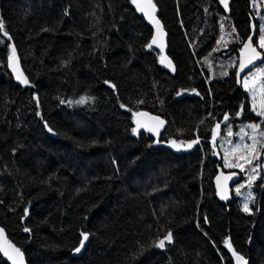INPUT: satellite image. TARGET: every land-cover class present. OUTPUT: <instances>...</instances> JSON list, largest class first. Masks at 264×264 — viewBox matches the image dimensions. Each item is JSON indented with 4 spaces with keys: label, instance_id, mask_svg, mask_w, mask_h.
<instances>
[{
    "label": "trees",
    "instance_id": "16d2710c",
    "mask_svg": "<svg viewBox=\"0 0 264 264\" xmlns=\"http://www.w3.org/2000/svg\"><path fill=\"white\" fill-rule=\"evenodd\" d=\"M152 3L174 74L132 0H0V229L28 264H234L229 241L264 264V119L238 65L264 0H233L229 16L217 0ZM13 47L24 88L8 71ZM144 111L168 124L159 143L132 131ZM229 135L255 150L234 170L242 194L222 204Z\"/></svg>",
    "mask_w": 264,
    "mask_h": 264
},
{
    "label": "water",
    "instance_id": "95a60500",
    "mask_svg": "<svg viewBox=\"0 0 264 264\" xmlns=\"http://www.w3.org/2000/svg\"><path fill=\"white\" fill-rule=\"evenodd\" d=\"M232 1L233 0H227V7H225V4L222 3L221 0H217L218 5L220 6L222 11L227 16L230 15ZM142 2H145V0H142ZM135 6H136V4H135ZM136 8H137V6H136ZM137 10H138V8H137ZM138 12H139L140 16L145 20L147 25L153 31L152 39L156 38L157 44H153L152 48L160 53L161 63L163 65V67L165 69L171 71L174 74L175 72L172 70V67H173L172 62H171L172 67H169L167 64L168 61H171L169 56H168L169 37H168V34L165 30V27H164L162 21L159 18L158 9L155 7V11H154L153 15L156 19H158L160 21V25L162 26L163 35H160L157 33L156 26L154 25V23H152V21L149 19V17L147 15H145L144 12H142L140 10H138ZM249 37H251V42H252L253 46H255L256 50L261 53V58L256 59L251 64H247L246 63L247 52L243 47V51L238 57L239 72H241V73L242 72H250V71L256 69L257 67L261 66L264 63V52L261 51L256 44L257 28H256L254 23L252 24V32H251V35ZM247 42H248V39L246 40L245 43H247ZM162 57L166 58V59H164L162 61ZM242 62H245V64H246L243 71H241V69H240V64ZM14 67L16 69L15 71L13 70ZM8 71L11 74L12 78L14 79L16 85H18L19 87H22V88H24L26 86L27 83H23L22 80L26 78V80L28 81V78L25 74L22 63H21L20 59L18 58V55L16 53V49H15V59L9 60V62H8ZM18 74L21 75V79H17ZM154 118H158V119H154ZM159 120H162L164 123L162 125L159 124L158 123ZM138 121L142 125H145V126L140 127L138 129V131L135 133L137 135H141V134L145 133L148 136L154 138L157 143L160 142L161 137L167 131V127H168L167 122L164 119H162L161 117L154 115V114H151L149 112H146V111L141 112L135 117L134 128L137 127ZM149 127H152L154 129V131H149L148 130ZM218 177H219V181L217 180ZM241 181H242V178L238 172H235V171L225 172L223 170V168L219 167L218 172L214 178L215 194H216V198L218 199V201L222 204L232 203L233 197H234V191H233L234 187L237 184H239ZM165 242H168V241H165ZM229 244L231 245V247H229ZM8 245H11L12 247H8ZM86 245H87V241L84 242V247L81 249L80 252H75V250H74L72 255L74 257H80L83 254V252L86 248ZM0 247L3 248V250H1V254H2L4 260H6L9 264H13L14 260H15V264H28L25 255L20 251V253H22V256H17L16 253L12 251L13 248H17V247L13 243L7 241V239H5L3 236L0 237ZM227 247H228V250L234 259V264H244L245 261H246V264H250L249 259H247L242 254L235 251V249L233 248L230 241H229ZM5 251L8 252V255H5ZM237 255L242 256L244 258L243 261H237V258H236ZM10 256L12 257L11 259L9 258Z\"/></svg>",
    "mask_w": 264,
    "mask_h": 264
},
{
    "label": "snow or ice",
    "instance_id": "6c2138e0",
    "mask_svg": "<svg viewBox=\"0 0 264 264\" xmlns=\"http://www.w3.org/2000/svg\"><path fill=\"white\" fill-rule=\"evenodd\" d=\"M132 2L134 4H136L138 10L144 12L145 15H147L149 17V19L152 21V23H154V25L156 26V29H157V33L160 34V35H163L162 26L160 25V21L158 19H156L154 17V15H153V13L155 11V5L152 3V0H145V2H142V0H132ZM221 2L225 4V7H227V0H221ZM3 28H4V25H3L2 22H0V30H2ZM262 31H264V30H262ZM4 35H7V33L5 32ZM9 39H11V37H9ZM153 44H157L156 38H153L152 42L149 43L147 45V47L151 48ZM258 46L260 48H264V34H262L260 36L259 45ZM243 47H244V49L247 52V59H246V63L247 64H251L256 59L261 58V53L256 50V47L253 46V44L251 42V37L248 38V42L245 43ZM14 59H15V47L12 48V56L10 57V60H14ZM164 59H166V58L162 57V61ZM167 64H168L169 67H172L171 61H168ZM245 66H246L245 62H242L240 64L241 71H243ZM13 70L14 71L16 70L15 67L13 68ZM172 70L173 71L175 70L174 67H172ZM261 74L264 75V70H261ZM17 79H21V75L18 74ZM22 82L23 83H27L26 78L23 79ZM243 86L246 89L249 88V81L247 79H245L243 81ZM261 92H262V94H264V86H262ZM83 102H84L83 98L81 100L77 101V103H83ZM257 114L260 115V116H264V111H260ZM154 119H158V118H154ZM225 119H227V117H225ZM158 123L162 125L164 122L162 120H159ZM262 123H264V121H262ZM144 126L145 125H142L138 121L137 122V127L134 128L132 131L135 133V132L138 131V129L140 127H144ZM216 127L219 128V125H217ZM248 127L252 128L253 131L255 132V130L259 126L257 124H249ZM148 130L149 131H154V129L152 127H149ZM49 131H51V129H49ZM229 134H231L230 130H229ZM197 142H198V139L197 140H193L191 143L188 144V147H191L192 144H195ZM172 144L175 146L176 145V141H173ZM181 144H183V142H181ZM253 148H254V145H253ZM250 151H251V149H250ZM241 159H244V160H246V162L251 163V160L247 159V157H241ZM228 166L231 167L232 165H228ZM235 166L239 167L241 169L243 168L242 164H237ZM253 170H255V169H253ZM217 180L219 181V177L217 178ZM244 210L245 211H249L247 203L244 204ZM25 231H29V229L25 228ZM2 236H3V229H0V237H2ZM81 236H82V239H81V241L79 243V246L75 248V252H80L81 249L84 247V242L88 240V235L87 234L81 233ZM165 241H168V242L172 241V233L170 231L165 235L164 239L159 240V242L156 244V247L163 248L165 246ZM8 247H12V246L8 245ZM229 247H231L230 244H229ZM0 250H3V248L0 247ZM12 251L15 252L17 256H22V253H20V250L18 248H13ZM5 255H8L7 251H5ZM9 258L11 259L12 257L10 256ZM236 258H237V261H243V259H244L242 256H239V255H237ZM13 264H15V260H14ZM244 264H246V261L244 262Z\"/></svg>",
    "mask_w": 264,
    "mask_h": 264
},
{
    "label": "rangeland",
    "instance_id": "374dc122",
    "mask_svg": "<svg viewBox=\"0 0 264 264\" xmlns=\"http://www.w3.org/2000/svg\"><path fill=\"white\" fill-rule=\"evenodd\" d=\"M261 25L259 27V33L260 36L262 34H264V18L260 21ZM260 36L258 37V40L256 42L257 46L259 45V39ZM259 47V46H258ZM259 49L261 51L264 52V48H260ZM261 70H264V63L257 67L256 69L248 72L242 79V88L244 90V92L250 97V104H251V112L258 118L260 119H264V116H260L257 113L260 111H264V94H262L261 92V88L262 86H264V75L261 74ZM247 79L249 81V88L246 89L243 86V81ZM252 131L253 129L250 128ZM234 138V135H229L228 137H225V139H220V147H221V153L223 154V162H224V168H226L227 170H238V171H244L245 165H246V160L241 159V157H247V159H249V155L248 156H244L245 152L246 153H251L252 150H255V148H246L243 143L246 145L245 142L242 141H233L231 139ZM217 139H219V137H217ZM248 147V144H247ZM251 149V151H250ZM241 156L239 157H235V154H239ZM259 157V156H258ZM263 160H264V155H263ZM237 164H242L243 168H239L236 167L235 165ZM228 165H232L231 167H229ZM263 169H264V161H263ZM260 167V165H256V170H258V168ZM245 172V171H244ZM251 175V174H250ZM258 175V173H256V176ZM259 175H260V170H259ZM247 179L249 180V178L252 177L249 176V174L246 175ZM255 176V177H256ZM243 191V187H234V194L235 196L241 195ZM246 203L247 205L249 204V201L246 199Z\"/></svg>",
    "mask_w": 264,
    "mask_h": 264
},
{
    "label": "flooded vegetation",
    "instance_id": "af4514ba",
    "mask_svg": "<svg viewBox=\"0 0 264 264\" xmlns=\"http://www.w3.org/2000/svg\"><path fill=\"white\" fill-rule=\"evenodd\" d=\"M234 170H232V171H226V172H233ZM236 172V171H235Z\"/></svg>",
    "mask_w": 264,
    "mask_h": 264
}]
</instances>
